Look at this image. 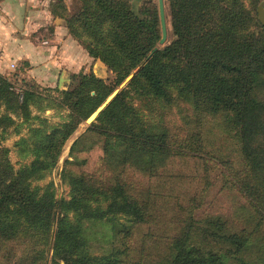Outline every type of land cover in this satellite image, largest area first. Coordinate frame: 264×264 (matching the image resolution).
<instances>
[{
  "label": "trees",
  "instance_id": "1",
  "mask_svg": "<svg viewBox=\"0 0 264 264\" xmlns=\"http://www.w3.org/2000/svg\"><path fill=\"white\" fill-rule=\"evenodd\" d=\"M248 1L173 0L177 39L155 52L161 39L158 11L138 14L127 0H78L80 7L69 14L66 0L55 4L69 32L91 57L109 66L117 82L110 86L94 74L75 75L77 83L61 92L59 102L70 108L69 120L49 133L34 128L21 139L25 155L35 156L31 163L17 169L10 150L0 148L1 264H46L50 244L51 264H66L68 257L70 264H121L120 249L98 255L91 250L84 222L124 217L135 225L152 219L149 199L136 195L122 178L131 168L153 177L167 165L175 150L163 117L180 102L190 105L197 126L188 133L191 154L204 148L205 119L221 116L236 130L241 166L233 179L255 224L232 230L220 216L199 220L195 231L185 227L176 237L163 264H264V99L255 95L264 87V24L258 18L262 0ZM138 67L89 127L104 138L102 161L113 177L101 180L74 171L69 165L80 162L75 157L62 174L71 187L70 200L58 199L52 183L34 185L57 165L79 124ZM13 77L0 73V143L15 123L11 113L31 119L30 106L42 99L36 87L21 85L26 79ZM20 244L29 252L16 261Z\"/></svg>",
  "mask_w": 264,
  "mask_h": 264
},
{
  "label": "rangeland",
  "instance_id": "2",
  "mask_svg": "<svg viewBox=\"0 0 264 264\" xmlns=\"http://www.w3.org/2000/svg\"><path fill=\"white\" fill-rule=\"evenodd\" d=\"M67 1L69 14L77 11L80 7L78 0ZM127 1L135 12L141 15L146 14L147 9L158 11L159 31L162 38L159 0ZM246 2L249 4L248 0ZM175 6L173 0H165L168 38L163 45L159 41V48L177 39L173 25ZM260 7L264 11V0L258 6V18L262 22ZM63 19L68 34L71 35V43H68L67 46L74 52L75 57L73 55L70 62H65L60 56L61 61L56 64L54 70L44 69L46 65L40 61L32 66L33 63L30 60L29 69L31 75L35 76H30L31 78L26 79L27 82H23L21 85L36 87L42 99L35 100L30 106L31 119L25 120L23 114L17 116L11 113L15 123L10 125L5 140L0 143L2 146L0 148L10 150L9 158L17 169L31 163L35 157L32 152L25 155L26 151L23 150V145H20L22 138L27 139L34 128H46L49 133L52 126H58L69 120L70 108L61 106L59 102L62 99L61 92L73 88L77 83L75 75L94 74L105 80L110 86H115L117 82L116 74L102 59H95L89 55L83 41H79L69 32L67 18ZM34 35L36 34L34 33ZM83 37L88 43L86 37ZM42 45L45 44L42 43ZM75 46H77L76 53ZM36 47L40 48L39 45ZM59 48L60 46L57 50ZM60 50L63 49L60 48ZM84 52L87 55H84ZM139 69L140 67L131 74L135 76ZM44 76L46 77L43 79ZM121 84L117 85L115 89L120 88ZM126 87L121 88L120 92ZM15 90L18 91L19 87L17 86ZM255 95L259 99H264V87L256 88ZM156 110V114L159 116L161 112ZM2 112H7L4 106ZM193 116L192 108L185 102H180L167 110L163 118L169 135L173 139L174 155L168 158L167 165L159 171L158 175L151 177L131 168L125 171L122 178L123 182L129 184L136 195L140 194L142 198L149 199L150 213L152 214L150 221L134 225L126 221V218L121 217L116 221L87 220L84 222L85 236L91 250L96 255L108 253L112 249H120L121 264H163L169 257L170 247L176 237L182 233L185 227H188L189 231H195L194 228L197 229L199 220L204 221L209 217L220 216L228 222L227 226L232 230L249 228L255 224L252 208L248 200L238 190L233 179V172L241 166L240 146L236 130L226 127L221 116L205 119L202 126L204 148L202 152H198L199 155H193L188 151L190 149L188 133L197 130ZM89 127L86 119L79 124L77 130L67 140L57 165L49 170L42 179L35 181L34 185L45 187L52 183L58 199L70 200L71 187L63 179L62 174L67 166V161L73 160L75 157L80 159V162L69 165L74 171L85 172L101 180L113 177L102 161L104 138L100 137L98 133L90 131ZM74 143H77L76 147H73ZM185 150L188 153L184 152ZM195 150L197 149L195 148ZM199 226H202V222L199 223ZM50 247L51 244L46 253V264L52 262L53 250ZM17 248L16 261L21 255L25 256L29 252L25 244H20ZM1 257L0 253V264L2 263ZM62 262L70 264L72 259L68 257L66 261Z\"/></svg>",
  "mask_w": 264,
  "mask_h": 264
},
{
  "label": "crops",
  "instance_id": "3",
  "mask_svg": "<svg viewBox=\"0 0 264 264\" xmlns=\"http://www.w3.org/2000/svg\"><path fill=\"white\" fill-rule=\"evenodd\" d=\"M59 1L61 0H0L1 74L7 77L17 76L21 80L29 79L35 76L31 75L29 69L30 60L32 66L40 61L46 65V70H54L61 61L60 56L65 62H70L74 55L67 46L71 43V35L68 34L64 19L53 10ZM66 3L68 5L67 0ZM43 39H48L51 45H42ZM53 42L55 46L52 45ZM59 46L63 50H57ZM74 48L76 53L77 46ZM85 54L87 55L86 52Z\"/></svg>",
  "mask_w": 264,
  "mask_h": 264
},
{
  "label": "water",
  "instance_id": "4",
  "mask_svg": "<svg viewBox=\"0 0 264 264\" xmlns=\"http://www.w3.org/2000/svg\"><path fill=\"white\" fill-rule=\"evenodd\" d=\"M159 9H160V18H161V24H162V38L160 40V44L163 45L166 43L168 38V25H167V19H166V12H165V0H159ZM260 18L262 20V23H264V11L263 8L260 7ZM159 47H155L154 51H157ZM134 74H130L121 84L120 88L115 89L103 102L102 105H100L86 120V123L88 125H91L95 121H97L100 114L106 109V107L113 101V99L119 94L121 88L126 87L129 82L133 79Z\"/></svg>",
  "mask_w": 264,
  "mask_h": 264
},
{
  "label": "built area",
  "instance_id": "5",
  "mask_svg": "<svg viewBox=\"0 0 264 264\" xmlns=\"http://www.w3.org/2000/svg\"><path fill=\"white\" fill-rule=\"evenodd\" d=\"M41 42L45 45H48L50 43V41L48 39H43Z\"/></svg>",
  "mask_w": 264,
  "mask_h": 264
}]
</instances>
